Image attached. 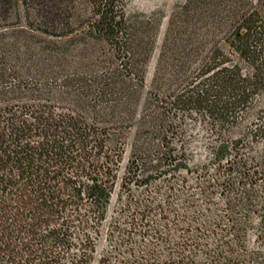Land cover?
<instances>
[{
  "label": "trees",
  "instance_id": "obj_1",
  "mask_svg": "<svg viewBox=\"0 0 264 264\" xmlns=\"http://www.w3.org/2000/svg\"><path fill=\"white\" fill-rule=\"evenodd\" d=\"M125 4L64 0L40 15L34 0H0V264H92L132 128L128 189L188 168V118L215 136L205 192L222 190L225 214L213 248L195 239L148 261L264 264L246 247L253 214L264 232V180L241 151L264 125L233 131L264 96V5L186 0L168 20L148 86L161 19ZM145 226L143 236L163 237ZM201 246L203 258L193 255Z\"/></svg>",
  "mask_w": 264,
  "mask_h": 264
},
{
  "label": "rangeland",
  "instance_id": "obj_2",
  "mask_svg": "<svg viewBox=\"0 0 264 264\" xmlns=\"http://www.w3.org/2000/svg\"><path fill=\"white\" fill-rule=\"evenodd\" d=\"M64 0H34L41 15H48L47 7H55ZM128 13L156 16L161 27L151 60L147 85H150L168 20L173 11L186 0H125ZM264 5V0H252ZM195 117V116H193ZM264 125V96L242 117L234 128L235 136L244 132L251 134ZM135 128H132L125 153L120 164L118 179L113 192L107 219L101 227L96 241V252L92 264H150V255L167 260L169 255H180L181 250L192 249L195 239L203 246L213 248L217 242L219 228L216 221L225 214L224 195L219 188L205 192L208 182L215 177L217 164L212 158L214 135L205 121L188 118L185 129V150L188 168H182L174 176L156 177L148 185L132 184L131 189L123 186L132 152ZM177 138L174 145L182 143ZM241 151L258 163L259 177L264 180V136L259 140L249 137ZM261 183V180L259 181ZM146 208L148 210H146ZM145 215V216H144ZM248 227L246 247L249 252L262 251L264 255V232L260 227V215H252ZM222 226L228 224L227 220ZM146 225V226H145ZM159 231L163 237L154 238L153 233L143 236V227ZM193 255H208L204 247ZM154 253H149L150 251ZM188 252V251H187ZM185 252V253H187ZM134 255V256H132Z\"/></svg>",
  "mask_w": 264,
  "mask_h": 264
}]
</instances>
